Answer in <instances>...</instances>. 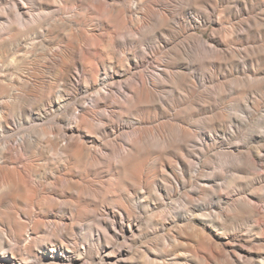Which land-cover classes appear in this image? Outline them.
Segmentation results:
<instances>
[{
	"label": "bare ground",
	"instance_id": "6f19581e",
	"mask_svg": "<svg viewBox=\"0 0 264 264\" xmlns=\"http://www.w3.org/2000/svg\"><path fill=\"white\" fill-rule=\"evenodd\" d=\"M70 1L0 0V5H5L0 9V20L4 21L5 17L9 19L8 26H4L0 22V74H23L24 72L22 73L20 70L21 62L19 59H26L35 54V45L29 44L26 46L24 42V37L34 36L39 31V28L35 26V23L39 21V17L34 16L32 18L31 13H29L31 12L29 7L32 2L38 4L44 10L42 16L48 20L55 13L50 11L53 4L57 3L62 7L61 11L63 10V13L59 15V12H57L55 14L57 17L50 24L47 31L50 33L52 31L53 34L56 33L61 41L65 43V46L59 48L61 52L60 57L58 56L59 59L61 58L63 68L52 72L55 75L58 74L57 80L61 81V88L59 86V90H54V92L49 89L32 105H22L20 109L21 117L18 122L19 125H40L48 117L54 118L55 124L53 126L41 130L43 135L48 138L49 152H44L45 150L43 149V151L41 146L34 140L26 141V143L22 138L19 144H16V155H14V144L12 145L9 141L3 143V150L0 155V264L214 263L213 259L207 260V256H205V260L199 255H195V253L189 258L177 256L174 258L170 256L169 258L162 251L158 252V249L150 247L141 252L139 251V256L133 254L136 250L132 252L133 248H136L144 237L151 233H158L160 229L158 227L160 226L161 228L165 227L160 221L155 219L146 221L141 218L142 216H139L140 213L150 211L155 206L153 199L156 198V195L153 198L152 194L155 192H151L152 187L158 193L157 198L160 201L162 195L172 194L171 192L168 193L170 187V185H167L168 182L175 180V191H177L180 188L187 187V179L185 178L188 177L190 181V177L192 179L194 176L187 160L191 157L190 147L197 144L193 133L181 127L179 128L181 129L180 134L168 133L170 135H166L156 127L155 123L163 121L172 129L178 128L177 123L181 121L179 117L182 116L179 113L184 108H188L190 111L184 115V124L189 127L194 126L197 122V116L200 115L194 107H200L201 102L206 100L204 109L210 113H216L211 120L213 129L215 127V129L221 130L227 125V118L225 119L222 114L224 104H220L221 101L220 103L217 102V99L223 100V95L220 94L218 98L212 97L207 89H205L204 95L209 96L202 97L198 95L197 78L195 75L190 74L191 76H189L185 73L186 65L178 51L181 44L177 45V41L185 36L183 34H186L185 31L188 29L194 30L191 27L192 25L184 27L181 18L178 21L176 20L177 22H171L165 12L160 13V15V11H157L159 17L157 14L152 17V15H149L151 6L143 7L145 8L144 14L142 17L135 19L136 7L126 4L124 2L126 0H112L111 6L117 9V17L122 22V26L111 27L112 25H106L108 29L106 28L105 34L109 41V53L107 54L105 51L104 53L109 55H105L109 57V60L106 58L108 62H105V59H102V57H105L102 56L103 53L101 54L95 50L92 47L93 45H87L88 47L79 46L82 44L76 40L77 43L75 44H79L77 51L81 52L83 50L88 55V61L95 60L101 67L100 70H97V74H92L89 71L90 74H81L78 68L83 63L84 55L82 58L79 56L75 59V63L71 65L66 63L71 50L69 48V37L73 32L71 21H66L63 14H65ZM90 1L94 2L95 0ZM101 1L105 4L107 2V0ZM149 1L140 0L141 4H146ZM218 1L198 0V4L202 3V5L210 6L211 3H218ZM166 5L165 7H167ZM241 8L242 12L232 7L229 0H225L223 15L218 20L210 15L203 16V14L193 18L192 22L194 24L199 25L198 21L200 20L206 25L211 23L215 25L216 29L214 36L212 35V43L206 46L213 56L224 58L226 61H229L228 57L230 58V56L233 59V52L228 44L233 43L235 39L244 41L247 45L252 44L264 48V0H244L241 2ZM244 14L249 16V24L242 21ZM29 17L30 21L27 19ZM10 18L14 19L16 24H13ZM227 19L238 21V24L236 28L229 32L227 38H220L218 35L224 31L222 23ZM151 21L157 23V28L152 32L153 36L160 39L165 38L162 43L169 48L173 56L175 55L180 60V70H185H182V73L176 75L174 79L172 76L173 80L169 79V74H157L156 76L147 74L144 68L148 64L149 57L145 58L137 55V49L142 45L146 47L149 45V33L152 29L144 31V28L149 27ZM47 52L50 54L49 51ZM79 54L82 55V53ZM75 55H78L77 52H75L74 57ZM232 63L233 70L235 64L234 61ZM247 63L253 73L261 74L260 70L259 73L257 72L259 63L256 58H249ZM86 67L84 71H87ZM36 74L45 73L39 69ZM11 80L4 78L0 81V84L9 90L12 85ZM79 87L86 90L100 89L90 106H80V109L72 111L70 101L77 95L76 92ZM18 99H21L19 100L20 103L27 102V99L22 96ZM170 101H176L177 104L174 103L176 105L171 106L168 103ZM71 111L72 119L67 120V115L68 113L71 115ZM152 123L153 127L147 126V124L151 125ZM243 123L237 122V126L241 128L244 126ZM13 125V122L1 121L0 119L1 130L12 132ZM234 128L232 127V129ZM215 129L209 135L206 132L205 136L215 146L218 145V147L220 146L222 149L229 151L238 161V175L235 181L236 185H234L236 188L235 190L232 189L238 192L239 189L246 188L251 182L249 180L250 182L248 181L247 184V160L254 163L261 157V152L257 151L254 155L253 150L249 149L245 142L231 143L234 135L228 137L221 132L218 136V133L214 132ZM130 133L132 134L131 137H129ZM38 143H40L39 140ZM25 145L29 147V149L27 148L29 152L35 149L36 154L33 155H40V159L25 160L24 156L27 154L25 153ZM212 150H214L213 145L204 143L201 153L204 155L210 154ZM41 161H45L46 169L44 170L36 169V164ZM135 161L144 162V166L140 167L141 169L139 168L140 170L137 172V183L131 180L132 175L136 173L132 167ZM150 164L155 168L152 174L148 169V171H145ZM11 165H14V167L10 168ZM197 171L200 172L201 170L197 169ZM206 178L208 177L206 176ZM216 179H218V175L214 176L213 180L208 179L209 181L204 182L201 189H198L199 193L206 192L210 193L212 198L216 195L218 197L215 198L223 199V194H220L221 187ZM150 180L152 181L150 182ZM254 181L255 178L252 183ZM198 191L196 190V192ZM232 194L233 192L229 193V195ZM138 198L141 199L136 202ZM162 204L161 202L160 205ZM3 208L8 210L7 213L3 211ZM253 211V209L249 210V212L254 213ZM191 217L193 215L187 212L186 214L175 213L169 220L178 223L182 220L188 221ZM199 217L204 223L211 225L221 238L229 237V239L234 236L229 232L231 230L229 229V223L241 221V219H247V217L249 219V216L245 217L244 214L237 211L232 215L224 208H221L214 216L206 213ZM205 239L207 247L214 252V259H219V255L226 256L224 248L231 245L225 244L221 247L210 236H206ZM173 240H176V238ZM217 249L220 251L215 252ZM232 249L234 250L231 252L233 260L227 257L232 264H240L241 259L244 260L251 255L250 251L240 245L232 246ZM139 258L143 259L142 263L139 262ZM218 262L215 264H218Z\"/></svg>",
	"mask_w": 264,
	"mask_h": 264
},
{
	"label": "rangeland",
	"instance_id": "374dc122",
	"mask_svg": "<svg viewBox=\"0 0 264 264\" xmlns=\"http://www.w3.org/2000/svg\"><path fill=\"white\" fill-rule=\"evenodd\" d=\"M229 1L231 2L232 7H234L235 9H238V10L242 9L241 2L244 0H229ZM124 2H126V4L136 7L135 15H134L135 19H137V17L138 18L142 17V15L144 14V9L146 7L151 6L152 8L150 7L151 12H149V15L150 16L152 15V17L156 16V14L159 17L160 13L165 12V14L168 15V18L171 20V22H177L178 19L181 18L184 27L185 26L189 27L192 25L191 27L194 30H191V29L190 30L188 29L187 31L184 30L186 34H183V36L184 35L185 36L182 39L177 41V45L181 44L178 47V51H179L181 58L184 59L183 62L186 65L185 73L188 74L189 76L195 75V77L198 80V82H196L198 95L202 97L209 96L206 94L204 95L205 89H207V91L209 90L208 93L209 94L211 93L210 96L212 97L218 98L220 97L219 96L220 94L223 95V96L221 95L223 100L217 99V102L220 103L221 101L220 104L222 103L224 104V107L222 108V114H223V117L225 116L224 117L225 119L227 118L226 119L227 125H225L221 130H217L214 127L215 129L214 132H216V134L218 133V136L221 134V132H223V134H226L228 137L234 135V138L231 143H234L237 141L245 142L246 145H248L247 147L253 150L254 155H255V152L257 151L261 152V157H259V159H257V161H255L254 163L250 160H247L248 162V165L246 167L247 184L250 182L249 180H251V182L247 185L246 188L239 189L240 191L239 193V191L238 192L234 191L236 188V186L234 185H236L235 181L237 180V175H238L237 174L238 161L229 151L222 149L220 146L218 147V145L215 146V144L209 141L208 138L205 136L206 132H208L207 134L209 135V133L214 130L213 127L211 126V120L215 117V114H216L214 112L210 113L209 111L204 109L206 100H204V102L202 101L203 103L201 102L202 104L201 106L203 107L201 106L194 107L197 109L198 114L200 113V115L197 116L196 118L197 119L196 124L194 126H190L191 128L189 126H186V124H184L185 122L184 115L190 111L188 108H184V110L179 113L182 116L179 117L181 121H179L178 123L176 122L179 125L178 128L172 129L170 126L166 125L163 121L155 123L156 127L162 130V132L166 135L180 134L181 129L179 128L181 127L193 133V135L196 138L197 144L195 146L192 145L190 147L191 157L187 158V160H188V165L191 169V172H193V175H194L193 177L195 178L193 179L192 177L191 179L190 177V181L188 177L185 178L187 179V182H186L187 189L180 188L177 191H175L176 181L174 180L170 183L168 182L167 185L168 186L170 185L168 193L171 192L172 194L167 195V196L162 195V198H160L162 201L161 200L158 201L157 197L159 195L155 191V189H153L152 187L151 192L152 193L155 192L152 194L153 198H154V195H156V198H155L156 200L153 199V202L155 203V206H154L155 208L152 207L150 211L145 212L146 214L140 213L139 216L140 217L142 216L141 218L145 219L146 221H150L151 219L160 221L162 224L165 225V227L161 228L160 226L158 227L160 228L158 230V233H151L147 237H144L143 240H141V243L138 244L136 248H133L132 252L136 250L135 252H133V254L138 255L139 251L141 252L143 250H146L147 247H150V248H155L156 250L158 249V252L162 251V253L165 254L166 257L168 256L169 258L170 256H172L173 258L176 256L183 257V258L185 257L189 258V257H192L195 253V255L197 256L199 255L201 258L205 259V256H207L206 258L207 260L213 259L214 263H211V264H215L217 263V261H219L218 264L219 263L220 264L222 263L230 264L231 261H229L227 257L230 260H233L231 256V252L234 251L232 249V246L235 247L236 245H240V246H243V248L250 251V254H251L248 256V258H245L244 260L241 259L240 264H256L259 262H262L264 264V232H263L264 231V85H263L264 84V48L262 46L261 47L254 46L252 44L247 45L245 44L244 41H237V39H235L233 43L230 42L228 44L231 47V51L233 52L232 57L234 56L233 57L234 60L231 58V56L230 58L228 57L229 61H226V59L224 58L222 59L220 57L213 56L212 52L208 50L206 46L211 45L212 37L214 36L213 34H215L214 31L216 27L213 23L206 25L204 22H201L200 20L198 21L199 25L197 23L194 24L192 22L193 18L197 15L203 14V16L210 15L212 17H215L214 19L218 20L219 18H221L220 16L223 15V10L225 8V0H219L218 3H215V2L211 3L210 6H205V4L202 5V3L198 4V0H150L149 2H146V4H141L140 0H126ZM111 5H112V0H107L106 4L101 0H95L94 2L90 0H71L70 4L66 7L65 14H63V18L66 19V21L67 20L71 21V27H72V32H73V34L69 37L70 38L69 48L71 50H70L68 58L66 59V61H68L69 63L68 62L66 63L68 65H71L75 63L74 62L75 59L79 58V56H81L82 58V56L84 55L85 57L83 56V59H82L83 63L78 68V70L80 69L79 73L81 74H85V73L97 74L98 72L97 70L101 67L98 64V62L95 60L88 61V55L86 54V52H83V50L81 52L77 51L79 44H75V43H77L78 41V43L82 44L79 46H86V47H88L87 45H90V46L93 45L92 47H94L95 50L99 51V53L101 54L103 53L102 56H105L109 53V49H108L109 41L105 34L106 33L105 31L108 29L107 26L109 25L110 26L112 25L111 27H121L122 26V22L117 17V9L112 7ZM138 5L139 7H137ZM165 5L167 7H165ZM4 6L0 5V9ZM61 8L62 7H60L57 3L53 4V7L51 8L50 11H53L55 13H53V15L48 20L46 18L44 19L42 16V12H44V10L35 2L31 3L29 7V11L31 10V12L29 13H31L32 18L34 16L39 17V21L35 23V26H37L36 28H39V31L36 34H34V36L29 35L28 38L24 37V40H25L24 42L26 46L29 44L35 45L34 47L35 54L30 56L31 58L28 57L26 59H19V61L21 62L20 70L22 73L24 72L23 74H13V75L12 74H0V81H2L4 78H7L8 80H11L12 78L11 89L8 90L5 88V86L0 84V119L1 121L8 120L9 122L14 123V125L12 126L13 127L12 132L1 130L2 128L0 126V155L3 150V143L6 141L7 142L9 141L10 143H12V145L14 144L13 154L15 153L14 155H16V150H15L17 147L16 144H19L22 138L25 140V142L34 140L35 142H37V144L41 146L42 150L43 149L45 150V151L43 150L44 152H47V151L49 152L48 147L50 144L48 142V138L47 136L43 135L41 130L48 129L49 127L53 126L55 124L54 118L48 117L43 123H40V125L39 124H35V125L27 124L28 126L25 124L19 125L18 122L20 121V117H21L20 109L22 105L29 106V105H32V103L33 104L36 103L38 98L44 95L45 92L47 93L49 89L50 91L54 92V90L55 91L59 90V86L61 85V81L57 80L58 74L55 75L52 72L53 70L63 68L61 58L59 59L58 56L60 57V52H61L59 48L61 46H65V43L64 41H61V39L58 37L56 33L53 34L52 31L51 33L47 31V29H49L50 24L54 22V19L57 17L55 16V14H57V12H59L58 13L59 15L63 13V10L61 11ZM151 9L153 10V12ZM157 11L158 12L160 11L159 14ZM248 17L249 16L244 14L242 21H244L245 24H249L248 22L250 20ZM5 19L4 21L0 20V22L4 26H8L9 19H7L6 17ZM27 19L28 21H30V17ZM10 21H12L13 24H16L14 19L12 20L10 18ZM222 24H223L222 26H223L224 31L221 32V34H219L218 36L220 38L225 39L229 36V32L232 29L236 28L238 21H235L233 19H230V20L227 19V21H224ZM102 28L104 30V31L102 30L103 33L101 31ZM156 28H157V23L154 21H151V25L149 27L146 26V28H144V31L152 29L151 32L149 33V37H150L149 42H148L149 45L147 47L145 45H142L139 49H137L136 50L137 55L140 57H145V58L149 57L148 64H146L144 68L147 74H150L152 76H156L157 74H169L170 75L169 79H172V76L174 79V77H176V75L178 74H181L182 73L181 71L184 69L180 70L181 69L179 65L180 60L175 55L173 56L169 48H167L166 45L162 43L163 40H165V38L160 39V38L153 36L152 32ZM136 37H138V35H136ZM49 43H51V45H49ZM40 46L42 49L40 48ZM46 48H48V50H46ZM73 48H74V51L77 52L78 54V55H75L76 58L74 57L75 52L73 51ZM145 49H146V53H145ZM47 51L50 52L51 56ZM104 51L107 54L104 53ZM79 53H82V55ZM107 56L102 57L103 60L105 59L104 60L105 62H108L107 59L109 57ZM253 57L258 60V63H259L257 66L258 69L257 68L256 69L258 73L260 70L261 74L257 75L253 73V70L250 68V66L247 63V60ZM232 61H234V64H235V67L233 68V70L231 66L233 64ZM209 62H211L210 65H209ZM56 66L58 68H55ZM84 66L88 67V68L86 67L87 71H84L85 70ZM39 69L45 74H36ZM33 86H34V89H33ZM99 89L100 88L86 90L83 87H79V89L76 92L77 95H75L73 100L70 101L72 111L75 109H80L79 108L80 106H84V107L90 106L93 101V98L96 96L97 91ZM20 96L26 98L27 102L20 103L21 101L19 100L21 99H18V97ZM170 102L168 103L171 104V106H174L177 104L176 101H170ZM72 111L70 112L71 115L68 113L67 120L72 119ZM172 113L174 114V112ZM237 122H242V123L244 122L243 123L244 126L241 125L243 127L241 128L238 127ZM151 125L147 124V126H150V127L154 126L153 123ZM232 127L233 128L235 127V128L232 129ZM237 127L240 129H238ZM237 130H240V131H237ZM131 136L132 134L130 133L129 137ZM38 140L40 141V143H38ZM258 140H259V143H258ZM204 143L214 146V150H212V153L205 154V155L201 153L202 146L204 145ZM27 148L29 149V147L25 145V153H27L26 155L24 154L25 160L33 161V160L40 159V155H33V154H36L35 149H32L31 151L33 153L31 151L30 153L29 150H27ZM205 165L207 166L209 165L208 168ZM143 166H144V162H141V161H135L133 163L132 167H133L134 172H136L131 177V180L133 182L137 183V179H136L137 172L141 169L140 167H143ZM13 167L14 165L10 166V168H13ZM45 167H46L45 161H41L36 164V169L44 170L46 169ZM147 169L150 170L149 172L151 174L155 170L152 164L148 165L145 171H148ZM197 169L201 171L198 172ZM207 169H210V170H207ZM216 175H218V179H216V182H218V184L221 187L220 194L221 195L223 194L222 195L223 199H220V200L218 198H215V197H218L216 195L215 197L212 198L210 193L209 194L206 192L199 193L198 191V189L199 190L201 189L202 184L204 182L209 181L210 179L213 180L214 176ZM196 176L198 179L196 178ZM206 176L208 178H206ZM254 178H255V181L253 182L254 183L253 184L252 181ZM151 181L152 180H150V182ZM196 190L198 192H196ZM230 192H233V194L229 195ZM140 199L141 198H138L136 202L137 201L139 202ZM161 202L163 203L162 205H160ZM221 208L222 209L224 208L225 210L228 211V213L232 215L237 211L241 214H244L245 217L249 216V219L247 217V219H241V221L238 220L236 222H232L231 224L229 223V229L232 230V231L229 230V232L235 236V237L233 236L232 239H229V237L221 238L217 234V231L214 230L213 227H211V225L204 223L199 217L200 215L206 214V213L210 214L211 216H214L215 213L219 212ZM250 209H253L254 213L249 212ZM161 210L163 211L161 212ZM3 211L7 213L8 210L3 208ZM174 212L180 213V214H184V213L186 214L187 212V213H190V215H193V217H191V219L188 221L182 220L178 223H173L169 219H171V217L175 215ZM250 214L254 216L255 219ZM251 218L253 219L251 220ZM255 222L257 224H254ZM161 235L162 237H160ZM205 235L210 236L211 239L218 246L223 247V245L225 244L231 245V246L224 248V250H226L225 251L226 256L223 255L224 257H222V255H219V259L217 258L218 260L214 259L213 257L214 252L211 251L209 247H207L206 245ZM175 238L176 240H173ZM208 249L211 251L212 254L210 253ZM218 251L220 250L217 249V251L215 252H218ZM139 262L142 263L143 259L139 258Z\"/></svg>",
	"mask_w": 264,
	"mask_h": 264
}]
</instances>
